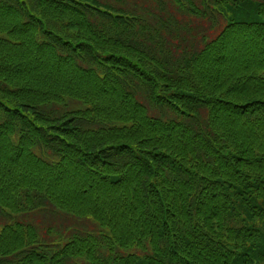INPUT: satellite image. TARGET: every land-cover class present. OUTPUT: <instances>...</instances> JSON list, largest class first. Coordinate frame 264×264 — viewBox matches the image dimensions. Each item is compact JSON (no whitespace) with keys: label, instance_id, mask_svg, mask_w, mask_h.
I'll use <instances>...</instances> for the list:
<instances>
[{"label":"trees","instance_id":"16d2710c","mask_svg":"<svg viewBox=\"0 0 264 264\" xmlns=\"http://www.w3.org/2000/svg\"><path fill=\"white\" fill-rule=\"evenodd\" d=\"M0 264H264V0H0Z\"/></svg>","mask_w":264,"mask_h":264},{"label":"rangeland","instance_id":"374dc122","mask_svg":"<svg viewBox=\"0 0 264 264\" xmlns=\"http://www.w3.org/2000/svg\"><path fill=\"white\" fill-rule=\"evenodd\" d=\"M82 223H84V221H81Z\"/></svg>","mask_w":264,"mask_h":264}]
</instances>
